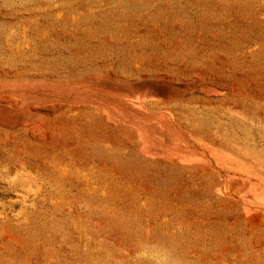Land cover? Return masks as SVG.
I'll use <instances>...</instances> for the list:
<instances>
[{"label":"rangeland","instance_id":"1","mask_svg":"<svg viewBox=\"0 0 264 264\" xmlns=\"http://www.w3.org/2000/svg\"><path fill=\"white\" fill-rule=\"evenodd\" d=\"M0 264H264V0H0Z\"/></svg>","mask_w":264,"mask_h":264}]
</instances>
